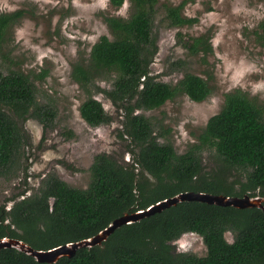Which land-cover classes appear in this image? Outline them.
I'll return each instance as SVG.
<instances>
[{"label":"trees","instance_id":"16d2710c","mask_svg":"<svg viewBox=\"0 0 264 264\" xmlns=\"http://www.w3.org/2000/svg\"><path fill=\"white\" fill-rule=\"evenodd\" d=\"M109 1L114 8L128 1L129 14L103 13L110 35L100 36L89 57L73 64L71 76L87 93L80 113L90 125L112 121L103 103L94 98L95 90L116 107L122 116L119 136L131 161L121 163L105 152L96 155L85 189L48 176L39 194L20 200L14 197L10 209L0 207V238L9 236L35 249L49 250L89 238L127 212L181 192L264 196V110L242 88L224 94L220 111L209 118L198 142L182 154L172 143L159 142L151 119L142 112L157 109L178 95L203 102L213 94L212 85L198 74L186 72L177 84H171L150 70L159 50V15H164L167 26H191L199 18L185 15L183 9L196 0L179 5L161 0ZM27 13L25 9L0 13V53L14 25ZM258 28L257 38L264 45V19ZM211 39L208 33L188 36L181 43L192 55H206L213 51ZM177 64L184 66L185 61ZM47 74L43 70L35 77ZM102 80L110 81L109 87H102ZM37 97L31 75L0 63V175L11 173L20 156L26 136L20 121L34 117L46 126L55 119L57 108L38 102ZM206 149H214L229 167L246 172L239 190L223 178L205 176L202 153ZM188 232L202 237L205 256L177 251L176 241ZM227 232L234 234L232 242ZM0 264L51 263L7 247L0 249ZM56 264H264V212L258 207L182 201L122 225L102 245L80 248Z\"/></svg>","mask_w":264,"mask_h":264},{"label":"rangeland","instance_id":"374dc122","mask_svg":"<svg viewBox=\"0 0 264 264\" xmlns=\"http://www.w3.org/2000/svg\"><path fill=\"white\" fill-rule=\"evenodd\" d=\"M161 1L179 5L183 0ZM19 9L29 13L9 33L0 63L31 75L37 85L38 102L52 103L57 112L52 124L46 126L34 117L20 121L26 134L20 156L11 173L0 175V207L6 209L13 206L14 197L20 200L39 194L48 176L56 175L73 187L87 188L89 169L102 152L121 163L131 161L119 136L122 116L116 107L95 90L94 98L103 103L112 121L90 125L80 113L87 93L71 76L73 64L89 57L100 36L110 35L103 13L127 16L129 2L114 8L109 0H0V13ZM183 13L199 21L170 27L165 25L164 15H159V50L150 70L159 80L171 84H177L186 72L198 74L209 81L213 94L203 102L178 95L157 109L142 111L151 119L159 142L172 143L178 154L198 142L209 118L220 111L226 92L240 87L264 110V45L256 35L264 19V0H196L188 3ZM208 33L212 35L213 51L206 55H192L181 43L188 36ZM179 60L185 65L179 66ZM43 70L48 71L44 78L35 77ZM101 82L102 87L110 85V81ZM202 163L206 177L223 178L235 191L245 180L246 172L229 167L214 149L203 151ZM233 236L226 233L230 242ZM178 241L182 251L199 256L207 253L197 233H185Z\"/></svg>","mask_w":264,"mask_h":264},{"label":"water","instance_id":"95a60500","mask_svg":"<svg viewBox=\"0 0 264 264\" xmlns=\"http://www.w3.org/2000/svg\"><path fill=\"white\" fill-rule=\"evenodd\" d=\"M182 201H199L219 206H232L239 209L258 207L264 212V196L261 195L250 196L249 194H244L238 196L203 191H186L165 198L162 201L152 204L145 209H140L134 212H127L124 215L115 218L107 227L102 229L97 234L80 241L69 242L49 250H38L33 248L23 240L6 236L0 238V249L14 247L33 256L39 262L56 264L62 257L74 256L76 251L80 248H90L93 246L102 245L103 242L106 241L110 237V235L120 226L137 222L144 217H147L156 212H160L171 206L177 205Z\"/></svg>","mask_w":264,"mask_h":264},{"label":"clouds","instance_id":"9594fccd","mask_svg":"<svg viewBox=\"0 0 264 264\" xmlns=\"http://www.w3.org/2000/svg\"><path fill=\"white\" fill-rule=\"evenodd\" d=\"M178 240H179V239H178ZM178 240H177V241H178ZM177 241H176V243H177ZM178 244H179V241H178ZM181 249H182V246H181V244H179V245L177 246V251H178V252H187V251H182Z\"/></svg>","mask_w":264,"mask_h":264},{"label":"flooded vegetation","instance_id":"af4514ba","mask_svg":"<svg viewBox=\"0 0 264 264\" xmlns=\"http://www.w3.org/2000/svg\"><path fill=\"white\" fill-rule=\"evenodd\" d=\"M256 196H258V195H256Z\"/></svg>","mask_w":264,"mask_h":264}]
</instances>
